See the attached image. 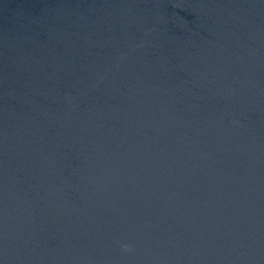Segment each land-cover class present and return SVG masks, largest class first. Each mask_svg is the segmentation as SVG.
Returning a JSON list of instances; mask_svg holds the SVG:
<instances>
[{"label":"water","instance_id":"water-1","mask_svg":"<svg viewBox=\"0 0 264 264\" xmlns=\"http://www.w3.org/2000/svg\"><path fill=\"white\" fill-rule=\"evenodd\" d=\"M0 264H264V0H0Z\"/></svg>","mask_w":264,"mask_h":264}]
</instances>
